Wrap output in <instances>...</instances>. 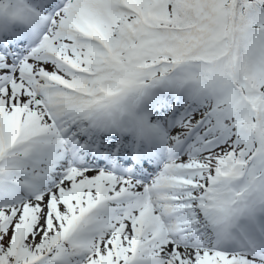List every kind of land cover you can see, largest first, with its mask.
Instances as JSON below:
<instances>
[{
  "label": "snow or ice",
  "instance_id": "obj_1",
  "mask_svg": "<svg viewBox=\"0 0 264 264\" xmlns=\"http://www.w3.org/2000/svg\"><path fill=\"white\" fill-rule=\"evenodd\" d=\"M0 264H264V0H0Z\"/></svg>",
  "mask_w": 264,
  "mask_h": 264
},
{
  "label": "rangeland",
  "instance_id": "obj_2",
  "mask_svg": "<svg viewBox=\"0 0 264 264\" xmlns=\"http://www.w3.org/2000/svg\"><path fill=\"white\" fill-rule=\"evenodd\" d=\"M171 83L175 84L177 87L182 88V89H189V84H183L180 82L179 79H174L170 81Z\"/></svg>",
  "mask_w": 264,
  "mask_h": 264
},
{
  "label": "trees",
  "instance_id": "obj_3",
  "mask_svg": "<svg viewBox=\"0 0 264 264\" xmlns=\"http://www.w3.org/2000/svg\"><path fill=\"white\" fill-rule=\"evenodd\" d=\"M186 65H189V64H186Z\"/></svg>",
  "mask_w": 264,
  "mask_h": 264
}]
</instances>
